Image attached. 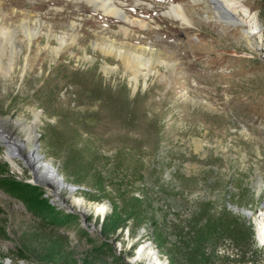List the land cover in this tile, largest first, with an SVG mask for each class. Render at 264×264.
Returning <instances> with one entry per match:
<instances>
[{
    "label": "rangeland",
    "instance_id": "obj_1",
    "mask_svg": "<svg viewBox=\"0 0 264 264\" xmlns=\"http://www.w3.org/2000/svg\"><path fill=\"white\" fill-rule=\"evenodd\" d=\"M142 1L147 10L157 6L144 18L153 22L163 5L190 0ZM12 2L14 11L29 13L55 31L72 22L76 27L72 44L57 57L46 47L58 42L44 36L27 46L19 34L21 53L9 56L18 39L7 35L1 49L3 64L11 59L15 66L10 73L6 68L7 77L0 69V264H130L147 243L167 264H264V243L253 220L260 214L264 220V0H223L236 4L237 14L226 16L235 23L223 30L196 21L194 34L202 30L206 38L192 39L181 26L162 24L173 46L163 45L164 50L178 51V69L160 66L137 87L119 60L91 48L99 36L122 40L121 24L106 21L85 1L80 8ZM225 5L221 2L226 10ZM11 10L0 3V16ZM53 10L64 13L55 16ZM127 13L133 18V11ZM246 17L259 24L258 51L239 39L237 29L248 31L252 24ZM188 41L211 54L196 57ZM104 61L118 67L106 75ZM34 113L39 123L32 142L31 131L14 121L29 125ZM6 142L21 156L37 143L36 153L76 191L34 184L29 167L16 161L15 170L6 161L11 147ZM74 199L89 211L73 206ZM205 203L214 214L226 209L247 222L251 239L234 248L227 239L200 238L202 223L193 218ZM100 205L104 211L94 213ZM228 205L252 212V218ZM47 206L74 218L65 227L50 226L33 213ZM110 219L120 226L105 237L102 224Z\"/></svg>",
    "mask_w": 264,
    "mask_h": 264
},
{
    "label": "bare ground",
    "instance_id": "obj_2",
    "mask_svg": "<svg viewBox=\"0 0 264 264\" xmlns=\"http://www.w3.org/2000/svg\"><path fill=\"white\" fill-rule=\"evenodd\" d=\"M36 1L43 3L44 6L58 7L60 5H64L68 7L74 6L77 8L82 7L81 4L85 1L88 6L99 10V14L103 15L105 19H108L106 21H113L117 25L121 24L118 33L123 37L122 40L116 37L110 38L104 37V35L99 36V42H93L91 48L94 51L98 50L100 55H102L105 59L113 58L115 60H119L120 65L124 67L129 80L135 84V87H137L139 84L140 79L144 81L150 75L158 73L160 66H163L166 70L171 69L172 71H175L178 69V65L176 64V54H178V51L176 54L173 52L167 54L164 50L163 45L167 46L168 48H173V46L172 44H169L171 43V38L167 37L165 34L167 32L161 28L162 24L171 23L176 24L177 26L179 25L186 33H189L192 36V39H198V37H205V34L202 30H200L198 34H194L195 31L193 28L195 27L196 21L200 20L204 23H210L214 26L222 28L223 30H227L228 26H233L235 23L233 19L226 17L227 13L228 15L229 13L230 15L231 13L232 15L237 14L236 4L233 3L230 5H225L223 0H190L186 3L177 1L173 4L163 5V8L158 11L160 17L153 19V22H146L144 18L149 14L154 13V10L157 8V6H153L152 10H147L141 7V4H143L142 0H136L134 5H132L130 0ZM221 2L226 6V10L225 7L223 8V6H221ZM0 3L4 4L6 7H12L10 13H3V15L0 16V69H2V67L5 69L4 75L3 71H0L4 77H7L6 68L10 73V71L15 66V63L11 59H7L6 65L3 64L2 61L5 52H3L1 49H6L4 40L6 39L7 35L15 36V38L18 39L17 41L13 40V44H15L18 49H9V56L19 55L21 53L22 46L19 39V34L21 33L24 34V37L27 41V46L37 43L34 41L39 39L40 36L46 37L47 41L49 39H55L58 42L57 47H51L49 45L46 47L54 57L59 56L62 50L68 48L75 39L73 30L76 27V24L74 22H72V24L69 25L66 30H61L58 32L53 30L51 26H47L46 23L36 19L29 13L23 14L17 10L14 11L13 8L17 6H15L12 0H0ZM124 3H126V5H124ZM147 4L151 5L148 2ZM196 9L203 10V15L196 13ZM127 11H133V18H130V15L127 13ZM53 12H55V16H60L62 13H64L59 12V14H57L56 10H53ZM140 12L143 14V18L138 16ZM195 15L197 17H195ZM248 19L249 17H246L245 20L247 23L252 22L251 27L248 31L237 29L238 34L240 35L239 39L242 40L249 49L258 51L261 46L256 43L255 34L259 28V24H257L255 21H248ZM140 36H142V38H139ZM153 36H158L160 39L158 41H154ZM187 43L190 50L195 52L194 55L196 57H201L200 55L202 53H205L206 55L211 54L209 49L205 48L203 45L194 44L192 41H188L186 44ZM176 46L179 47L181 45ZM178 47H176V49L180 50ZM103 64L102 71L106 75L111 74L118 67H109L106 61H104ZM34 114L35 117L29 125L22 126L23 123H21V121L13 120L15 125H18V127L20 126L21 129L27 130L29 132L31 131L28 141L32 142L36 140L34 137V131L39 123L38 114ZM1 135L4 136L3 133H0V136ZM28 141H26V143H22L27 144ZM6 143L10 144L11 147L7 148L5 152V159L15 170H19L15 162L20 161L23 163V165L31 169L33 178L35 180L39 182L43 181L49 187L54 186L57 191L69 190L71 194L73 191H76L74 190V187L64 182L63 178L57 173V169L51 164V162L44 160L43 155L36 153V150H38L37 143L32 150H28V153L26 155L23 154L22 156L19 155L20 152L18 149H16L15 144L12 142ZM17 172L20 173V171ZM258 186L260 187V183ZM53 194L57 198L60 196L59 192L54 191ZM72 205L84 213L89 211V209L85 210V208L82 207V202L79 199H74ZM65 207L71 209L69 205H66ZM93 209L94 213L99 214L102 213L105 208L100 205L94 207ZM260 216L261 214L253 220L258 227V239L264 243V220H262V216L259 218ZM137 262H142L143 264H167L165 260H162L157 255V251L153 248V246H151L150 243L142 244L136 251L135 257L131 258L129 261L130 264H136Z\"/></svg>",
    "mask_w": 264,
    "mask_h": 264
},
{
    "label": "trees",
    "instance_id": "obj_3",
    "mask_svg": "<svg viewBox=\"0 0 264 264\" xmlns=\"http://www.w3.org/2000/svg\"><path fill=\"white\" fill-rule=\"evenodd\" d=\"M208 205V203H205L203 206H200L199 213L193 218L194 223H202L198 229L200 238L203 239L206 235H209V237L214 238V241L227 239L234 248L240 246L243 241L251 239L252 229L249 225H246L247 222L240 217L232 215L226 209H222L218 214H214L209 211ZM37 209V211L33 210V213L35 212L34 214H37L40 220H46L53 227H65L74 218L69 214L48 206L43 208L38 207ZM119 226L120 224L117 220H107L102 224V235L106 237L116 233ZM239 260L245 261L244 259Z\"/></svg>",
    "mask_w": 264,
    "mask_h": 264
},
{
    "label": "water",
    "instance_id": "obj_4",
    "mask_svg": "<svg viewBox=\"0 0 264 264\" xmlns=\"http://www.w3.org/2000/svg\"><path fill=\"white\" fill-rule=\"evenodd\" d=\"M5 137L8 139V136L5 134ZM9 140V139H8ZM37 149V148H36ZM37 151V150H36ZM15 157V156H14ZM17 159H18V157H17ZM28 168V167H27ZM33 182H34V184H36V185H39V186H41V183L39 182V181H37V180H33ZM74 190H76V188L74 187ZM234 212H238L239 214H241L242 216H244L245 218H252V212H250V211H247V210H244V209H238V208H235V207H233V206H231V205H228ZM69 212H71V213H75V212H73L72 210H69ZM167 263V262H166Z\"/></svg>",
    "mask_w": 264,
    "mask_h": 264
}]
</instances>
